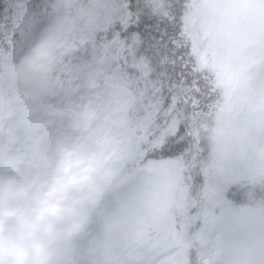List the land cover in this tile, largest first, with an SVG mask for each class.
Instances as JSON below:
<instances>
[{"label": "rangeland", "instance_id": "obj_1", "mask_svg": "<svg viewBox=\"0 0 264 264\" xmlns=\"http://www.w3.org/2000/svg\"><path fill=\"white\" fill-rule=\"evenodd\" d=\"M184 1L194 61L209 69L218 89L214 119L205 127L214 147L195 192L181 159L148 161L107 189L140 142L127 128L130 77L105 64L103 53L82 58L84 0H58L62 10L49 27L18 62L3 68L7 83L25 92L32 109L18 100L11 111L17 127L5 137L9 156L0 159V176L19 173L24 155L48 144L109 147L103 178L67 244L85 228L88 249L77 260L68 258L69 264H186L190 248L199 264H216L223 219L255 222L264 215L226 198L229 186L264 178V166L249 155L264 145V2L246 18L254 0ZM148 111L150 124L154 112ZM174 125L155 131L153 142L159 144ZM158 221L169 233L146 245L144 231Z\"/></svg>", "mask_w": 264, "mask_h": 264}, {"label": "clouds", "instance_id": "obj_2", "mask_svg": "<svg viewBox=\"0 0 264 264\" xmlns=\"http://www.w3.org/2000/svg\"><path fill=\"white\" fill-rule=\"evenodd\" d=\"M108 152L103 143L48 144L27 152L19 173L0 176V264H69L68 240ZM249 155L264 166V145ZM219 231L216 264H264V215L255 222L226 216Z\"/></svg>", "mask_w": 264, "mask_h": 264}, {"label": "snow or ice", "instance_id": "obj_3", "mask_svg": "<svg viewBox=\"0 0 264 264\" xmlns=\"http://www.w3.org/2000/svg\"><path fill=\"white\" fill-rule=\"evenodd\" d=\"M62 10L58 0H0V69L19 61ZM184 0H84L81 53L104 54V63L146 89L176 91L188 83L187 49L182 44ZM183 125L149 155L170 156L186 146Z\"/></svg>", "mask_w": 264, "mask_h": 264}, {"label": "trees", "instance_id": "obj_4", "mask_svg": "<svg viewBox=\"0 0 264 264\" xmlns=\"http://www.w3.org/2000/svg\"><path fill=\"white\" fill-rule=\"evenodd\" d=\"M264 0H254L252 8L246 13V18L257 10ZM185 4V1H184ZM185 4L184 18L188 12ZM183 18V20H184ZM182 44L187 49V60L189 65L188 83L181 82L176 86V91L170 93L167 85L162 90L159 86L155 89H146L142 83L137 84L136 80L130 77L132 86L129 88L133 98L132 106L126 110L127 128L132 140L140 142V150L128 159L120 173L107 186L108 190L115 188L126 180L137 169L146 165L148 161L163 159H181L185 165V171L191 180L192 191H197L202 182V168L210 159L214 142L206 124L214 119L215 102L218 97V89L214 77L207 68L197 66L194 61L191 46L182 27ZM38 98V97H36ZM25 92L22 89L10 86L3 76V68L0 69V159L8 155L5 137L17 127V118L11 114L18 100L24 101V107L32 109L29 100H26ZM145 110H142V109ZM152 112V122L147 119ZM198 112V114H197ZM146 121V123H145ZM175 125L165 135L159 144L153 142L154 135L168 123ZM179 125H183L184 134L179 137L186 143L184 149L175 155H149L154 149L164 143L169 137L174 136ZM154 132V134H153ZM196 198V193L193 194ZM226 198L234 206H242L258 213L264 214V178L252 181H241L231 185L226 190ZM147 239L146 245L155 244L166 238L169 229L164 222L158 221L148 226L144 231ZM88 249V234L85 228L78 231L74 240L68 245V258L77 260L84 255ZM186 264H199L196 250L190 248L187 252Z\"/></svg>", "mask_w": 264, "mask_h": 264}]
</instances>
